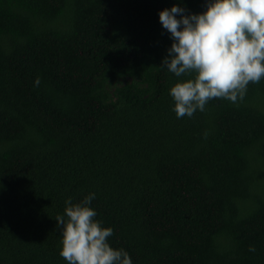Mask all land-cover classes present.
<instances>
[{
  "label": "trees",
  "instance_id": "obj_1",
  "mask_svg": "<svg viewBox=\"0 0 264 264\" xmlns=\"http://www.w3.org/2000/svg\"><path fill=\"white\" fill-rule=\"evenodd\" d=\"M173 4L205 10L0 0V264H67L56 217L90 193L133 264H264V80L178 119Z\"/></svg>",
  "mask_w": 264,
  "mask_h": 264
},
{
  "label": "clouds",
  "instance_id": "obj_2",
  "mask_svg": "<svg viewBox=\"0 0 264 264\" xmlns=\"http://www.w3.org/2000/svg\"><path fill=\"white\" fill-rule=\"evenodd\" d=\"M158 18L172 40L161 67L178 78L168 93L178 119L205 111L212 99L236 103L250 83L264 80V0H205L200 13L173 4ZM94 199L65 201L56 217L60 256L67 264H133L126 250L111 246L113 229L95 219Z\"/></svg>",
  "mask_w": 264,
  "mask_h": 264
}]
</instances>
